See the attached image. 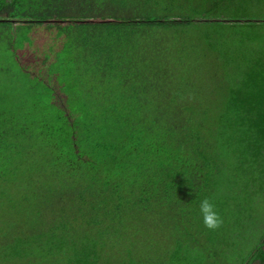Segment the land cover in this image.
<instances>
[{"label":"trees","instance_id":"obj_1","mask_svg":"<svg viewBox=\"0 0 264 264\" xmlns=\"http://www.w3.org/2000/svg\"><path fill=\"white\" fill-rule=\"evenodd\" d=\"M244 7L0 0V264H150L116 249L122 229L193 228L232 160L262 165L264 67L208 92L193 57L243 60L240 41L264 27Z\"/></svg>","mask_w":264,"mask_h":264},{"label":"rangeland","instance_id":"obj_2","mask_svg":"<svg viewBox=\"0 0 264 264\" xmlns=\"http://www.w3.org/2000/svg\"><path fill=\"white\" fill-rule=\"evenodd\" d=\"M245 1L250 7H244V14L240 16L249 19L264 17V0L262 5H256L254 0ZM233 15L229 13L226 16ZM258 29L261 32L258 30L249 34L257 39L240 41L244 50L238 53L234 51L233 54L235 57L243 54L244 57L243 60L236 58L235 64L216 62L210 54L193 56L203 63L201 71H205V75L199 80L203 91L224 89L226 85L238 84L237 81H240L241 86L245 84L248 73L240 68L243 64L245 67H249V64L264 67V27ZM229 37L239 38L232 35ZM237 43L234 41L233 45L237 46ZM0 55H7L6 61L0 62V66L8 69V64L12 63L9 60L11 54L0 51ZM26 61L23 59V62ZM222 71L226 72V81L221 80ZM7 79V73L0 74V83L4 88ZM231 163L233 166L229 169V178L213 201L221 219L217 229L206 228L203 217L193 228L188 229L184 226L172 229V225L157 228L150 221L149 231L141 233L137 238L133 230L122 229L116 249L121 250V255H126L127 249L128 252L134 251L138 257L150 260V264H257L252 260V254L264 240V162L262 165L257 163L254 167L242 168L244 173H241L239 162L232 160Z\"/></svg>","mask_w":264,"mask_h":264},{"label":"clouds","instance_id":"obj_3","mask_svg":"<svg viewBox=\"0 0 264 264\" xmlns=\"http://www.w3.org/2000/svg\"><path fill=\"white\" fill-rule=\"evenodd\" d=\"M199 209L206 228L215 230L220 226L221 219L215 209L213 202H211L209 199H203L200 202Z\"/></svg>","mask_w":264,"mask_h":264}]
</instances>
